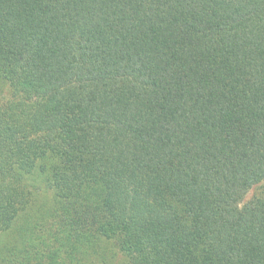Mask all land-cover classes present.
<instances>
[{"label": "trees", "instance_id": "16d2710c", "mask_svg": "<svg viewBox=\"0 0 264 264\" xmlns=\"http://www.w3.org/2000/svg\"><path fill=\"white\" fill-rule=\"evenodd\" d=\"M0 264H264V0H0Z\"/></svg>", "mask_w": 264, "mask_h": 264}]
</instances>
